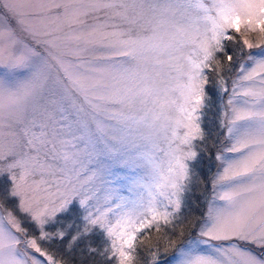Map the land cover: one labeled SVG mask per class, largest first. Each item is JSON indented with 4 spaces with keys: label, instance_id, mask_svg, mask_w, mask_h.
I'll list each match as a JSON object with an SVG mask.
<instances>
[{
    "label": "snow or ice",
    "instance_id": "1",
    "mask_svg": "<svg viewBox=\"0 0 264 264\" xmlns=\"http://www.w3.org/2000/svg\"><path fill=\"white\" fill-rule=\"evenodd\" d=\"M257 31L264 0H0V69L29 72L0 77V179L10 184L0 192V264H87L75 260L82 242L81 255L140 264L134 242L145 229L167 230L148 247L149 264H161V247L175 249L174 264H264V46L245 38ZM223 41L252 62L232 89L244 99L229 100L236 155L217 157L226 167L199 232L206 239L177 248L196 142L206 139V70L228 91L215 55L233 61ZM123 180L131 198L115 187ZM74 204L83 229H47ZM97 228L102 248L89 242ZM209 241L230 243L195 254ZM57 242L63 253L53 254Z\"/></svg>",
    "mask_w": 264,
    "mask_h": 264
},
{
    "label": "trees",
    "instance_id": "2",
    "mask_svg": "<svg viewBox=\"0 0 264 264\" xmlns=\"http://www.w3.org/2000/svg\"><path fill=\"white\" fill-rule=\"evenodd\" d=\"M251 51L256 52L258 50L254 48ZM247 53L248 52H246L243 55L244 58H242V60H240L236 64L237 66L231 67L229 72L228 66L229 64L231 65V62H227L226 56L222 55L221 53L216 55V60H219L220 66L223 68V78L224 75L227 74L224 78L227 81V84H229L230 79H232L228 87L231 86L233 81H237L236 79L239 73L240 64H246L249 62V60H247ZM212 64L213 68H215L216 61L214 60ZM232 64H234L233 61ZM206 73L208 75V84L205 85V93L208 97V106L203 109V117L201 121L202 129L204 131L206 139L203 142L198 141L197 143V151L199 154L195 163L191 164L192 181L189 185V191L186 192L184 206L181 209L179 219L175 221V223L177 224V234L173 235L172 238L176 239L177 241L176 247L185 244L188 239L191 240L193 236L197 238V235L192 233L194 232L196 226L204 222L206 219L208 203L213 194V177L214 175H216L220 167V161L217 158L215 160V156L217 157L218 154L220 155V149H225L228 144L227 137L224 138L223 132H220L219 130L218 106L216 105L218 101L216 89V73L209 70H206ZM225 103L227 108V102L225 101ZM59 220L60 223L52 225L49 230H65L68 229L69 224L73 225L71 229H68L70 232H75L77 227H79L80 229H83L84 227L82 225H79L78 220L74 219L71 214L64 215L60 217ZM181 221L183 222L181 223ZM27 227L29 228V230H34L33 226L31 225H27ZM144 231L148 233V237L143 239V243L141 244L140 242L143 238V233L139 234L137 237V241L134 242L137 245V259L139 260L140 264H143V262H147V257H150L148 247L155 245L158 238H161L160 243L161 245H163L164 239L166 238L164 236V233L167 230L162 229L160 233L148 229H145ZM181 231H183V235L179 236V233ZM169 235L172 234L169 233ZM100 238L101 234L95 229L93 234L89 237V242L94 247L101 248ZM63 248L64 246L61 243L57 242L52 244V246L48 250L53 254H58L63 253ZM83 249L84 244L82 242L79 248L75 249L74 255L76 261L84 259L87 264H105V262H103L99 256L92 257L89 256L86 252L81 255ZM173 252L174 249L170 248L169 251L165 253L163 247H161L160 253H165L162 255L159 254L161 264H165V261L168 262L172 258ZM63 258L68 259V255L64 253Z\"/></svg>",
    "mask_w": 264,
    "mask_h": 264
},
{
    "label": "rangeland",
    "instance_id": "3",
    "mask_svg": "<svg viewBox=\"0 0 264 264\" xmlns=\"http://www.w3.org/2000/svg\"><path fill=\"white\" fill-rule=\"evenodd\" d=\"M229 31H230V34L233 37H235L237 41H239L240 34L236 33L234 30H229ZM241 31L243 32V26H242ZM245 38L249 39L250 42H252L254 44H261V46L264 45V34L260 33L259 31L255 32V33L249 32V33L246 34ZM223 43H224V46L226 45L227 52L229 54H232L233 55V62H234V64H232V61H231V65L229 64V66H228V69H229L228 72H229L230 69H231V67L237 66L236 64L240 60H242V58H244L243 55L246 52H248V49L245 48L244 53L240 54L239 55V59H238L236 52H237V49L239 47V44L238 43H234L233 41H223ZM256 50H258V49H256ZM37 51H39L41 53V55H43V51H42L41 48L37 47ZM219 53H221L222 55H225L223 52H218L215 55H217ZM226 61H227V59H226ZM244 65H245L246 68L247 67H250L252 65V62L249 61L248 64H244ZM232 72H231V74H232ZM28 75H29V72L27 70H17L14 73H9L5 69H0V77L9 76L13 80H24V79H26L28 77ZM226 75L227 74L224 75V78H225ZM240 75L241 74L239 73V75L237 76V79L236 80H238V78H239ZM224 81H225V85L224 86L228 89V91H222L218 87V84H217L216 89H217L218 101H217V104L216 105L218 106L219 130H220V132H223L224 138L227 137L228 144H227V147H225V149L223 148L224 150L222 148L220 149V153L221 154L220 155L218 154L217 157L218 156H220V157L233 156L234 157L236 154H231V153H228L227 152V148L230 147L231 144L234 142L228 136V128L231 126L232 107H233V105L229 104V100L232 99L234 101V103H236L238 105L239 104V101H241L244 98L243 97H240L238 95H234L233 94V92H232L233 87H237V85L234 84L235 81L232 82V84H231L230 87H228V86L231 83L232 79H230L229 84H227V81L225 79H224ZM225 101L227 102V107L228 108H226ZM201 127H202V124H201ZM196 143H198V141ZM217 157L215 156V160H216ZM218 160L220 161L219 162L220 163V167H219V170L216 173V175H214V177H213V185L215 184V182L218 179V177L223 173V170L226 167V163L224 162L223 159H218ZM116 172L119 173L120 175H127V176H135L136 175V173L132 172L130 169H116ZM128 183L129 182L126 181V180L118 181L117 184L115 185V187H117V188L120 189V193H119L120 195L131 198L132 197V193H130L127 190ZM8 188H10V184H9L8 179H7V176H4L2 179H0V192H3V191H5ZM218 193H219V189H216L215 191L213 189V194L211 196V199H210V201L208 203V207H207V214H208L209 207L211 206L213 200L218 195ZM185 195H186V193H184V195H183V202L185 200ZM218 203H222V202H218ZM13 205H14V201H12V200H8V201L5 202V208L7 210H11L12 207H13ZM183 206H184V203H183ZM67 214H71V216L74 217V219H77L79 225H82V226L85 225L86 222L83 220V215H85L86 213H85V210L84 209L79 208V207H77L74 204L68 213L57 214V220L60 221L59 218L62 217V216H64V215H67ZM207 214H206L205 221L202 222V223H200V224H198L196 226L194 232L192 233V234H196L197 235V239H201V240L206 239L204 237H200L199 236V232H200L201 228L204 226V223L207 220ZM52 225H56V224H52ZM52 225L46 226L47 229L49 230V228H51ZM33 229L34 230H29V231H30V233L35 234L36 229L34 227H33ZM96 230L101 234L100 245H101V248H102L103 246H105V244L107 242L105 240V237H104L102 231L100 229H98V228ZM191 240L188 239V241L185 244H187ZM229 243L230 242H228V241L227 242L226 241H209L207 244H201V245H199V247L197 249H195V254H213V246H217V245L228 246ZM185 244H183L181 246H178L177 248L182 247ZM174 251H175V249H174ZM159 254L162 255V254H165V253H159ZM150 259H151V256L150 257L148 256L147 257V262H143V264L144 263L145 264H148L149 261H150ZM165 264H174V261L171 258L168 262L165 261Z\"/></svg>",
    "mask_w": 264,
    "mask_h": 264
}]
</instances>
